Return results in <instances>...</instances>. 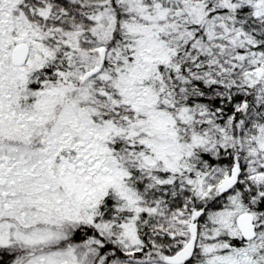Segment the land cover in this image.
Here are the masks:
<instances>
[{
    "label": "snow or ice",
    "instance_id": "obj_1",
    "mask_svg": "<svg viewBox=\"0 0 264 264\" xmlns=\"http://www.w3.org/2000/svg\"><path fill=\"white\" fill-rule=\"evenodd\" d=\"M0 264H264V0H0Z\"/></svg>",
    "mask_w": 264,
    "mask_h": 264
}]
</instances>
